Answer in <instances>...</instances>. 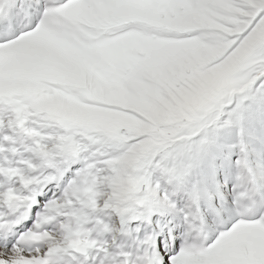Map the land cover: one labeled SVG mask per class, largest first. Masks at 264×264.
<instances>
[{
    "label": "snow or ice",
    "instance_id": "6c2138e0",
    "mask_svg": "<svg viewBox=\"0 0 264 264\" xmlns=\"http://www.w3.org/2000/svg\"><path fill=\"white\" fill-rule=\"evenodd\" d=\"M0 264H264V0H0Z\"/></svg>",
    "mask_w": 264,
    "mask_h": 264
}]
</instances>
